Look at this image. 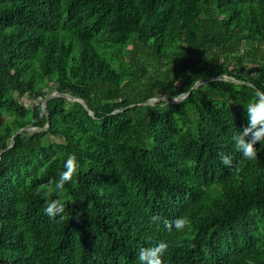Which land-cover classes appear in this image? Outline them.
<instances>
[{
  "label": "trees",
  "instance_id": "trees-1",
  "mask_svg": "<svg viewBox=\"0 0 264 264\" xmlns=\"http://www.w3.org/2000/svg\"><path fill=\"white\" fill-rule=\"evenodd\" d=\"M256 90L264 0H0V264H264V144L232 139Z\"/></svg>",
  "mask_w": 264,
  "mask_h": 264
},
{
  "label": "clouds",
  "instance_id": "clouds-1",
  "mask_svg": "<svg viewBox=\"0 0 264 264\" xmlns=\"http://www.w3.org/2000/svg\"><path fill=\"white\" fill-rule=\"evenodd\" d=\"M184 93H180L182 97ZM258 100L249 103L246 106L247 115L249 118V126L244 129L242 133L233 136L232 139L236 141L235 149L243 154V157L249 160L257 158V149L255 145L257 141L264 144V92L256 90L255 93ZM174 100L179 102L174 97ZM255 129V131H253ZM251 133V140L245 139ZM221 163L227 167L232 166L231 155L221 154ZM79 164L78 158L73 154L70 155L65 164V171L60 175V179L54 186L47 188L48 193L53 191L59 192L63 190L65 183L72 181L73 176L78 173ZM238 171V169H237ZM103 193H101L102 195ZM64 212V205L60 201H51L45 208V214L51 218L61 217ZM158 219V218H155ZM166 228L171 230L173 227L177 231L190 230L192 226L191 219L188 216H180L172 222H165ZM167 243L161 242L150 248H140L138 250V259L140 264H163V255L167 251Z\"/></svg>",
  "mask_w": 264,
  "mask_h": 264
},
{
  "label": "rangeland",
  "instance_id": "rangeland-1",
  "mask_svg": "<svg viewBox=\"0 0 264 264\" xmlns=\"http://www.w3.org/2000/svg\"><path fill=\"white\" fill-rule=\"evenodd\" d=\"M224 78H226V76ZM176 99L180 100V98H176ZM25 100H26L25 103L28 104V106H31L32 105V101L31 100H29V99H25ZM159 100H161V101H167V102H172V101L173 102H176L174 100V98H172L171 96H167V95L166 96H162ZM10 117L11 116L9 114H7L6 112H0V124H2L4 122H6L7 120H9Z\"/></svg>",
  "mask_w": 264,
  "mask_h": 264
},
{
  "label": "water",
  "instance_id": "water-1",
  "mask_svg": "<svg viewBox=\"0 0 264 264\" xmlns=\"http://www.w3.org/2000/svg\"><path fill=\"white\" fill-rule=\"evenodd\" d=\"M219 78H223V77H219ZM57 94L55 93V92H53V93H51V94H49L48 96H47V98L45 99V101H44V108H46V102H47V100L48 99H50V98H52V97H54V96H56ZM68 97H73L72 95H67ZM175 98H180V100H182V99H184L185 97H186V95H183L182 97L181 96H174ZM174 97H172V98H174ZM76 100H79V101H81V102H83V104H85V102L84 101H82L80 98H75ZM179 100V101H180ZM150 101H152V102H156L157 100L154 98V99H150ZM173 102V101H172ZM177 102V101H176ZM85 106L87 107V105L85 104ZM27 129H33V130H37L36 128H34V127H30V126H27L26 127ZM19 131H21V129L20 130H18V132ZM13 141H14V136H13ZM2 152H3V150L2 151H0V155L2 154Z\"/></svg>",
  "mask_w": 264,
  "mask_h": 264
}]
</instances>
